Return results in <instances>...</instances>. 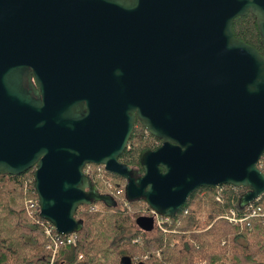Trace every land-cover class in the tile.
<instances>
[{
  "label": "water",
  "instance_id": "1",
  "mask_svg": "<svg viewBox=\"0 0 264 264\" xmlns=\"http://www.w3.org/2000/svg\"><path fill=\"white\" fill-rule=\"evenodd\" d=\"M249 14L264 48V0H0V175L34 168L40 216L64 236L80 206L114 205L92 164L165 218L205 187L260 199L264 57L233 32ZM137 120L162 142L139 174L119 160Z\"/></svg>",
  "mask_w": 264,
  "mask_h": 264
},
{
  "label": "trees",
  "instance_id": "2",
  "mask_svg": "<svg viewBox=\"0 0 264 264\" xmlns=\"http://www.w3.org/2000/svg\"><path fill=\"white\" fill-rule=\"evenodd\" d=\"M233 32L264 57L254 15L238 17ZM161 143L137 120L119 160L143 173L141 155ZM258 168L264 173V155ZM34 172L33 168L19 176L0 175V264H264V218L250 214L251 205L264 209V196L242 208L241 198L248 188H201L166 224L169 233L149 235L136 220L152 216L151 208L143 200L128 201L126 181L95 164L87 165L85 172L101 194L112 197L114 205L80 206L76 217L83 229L76 243L69 245L62 237L53 258L48 248L53 241L46 234L51 225L40 216ZM94 206L99 210H93ZM232 209L244 219L242 224L232 225L225 219Z\"/></svg>",
  "mask_w": 264,
  "mask_h": 264
},
{
  "label": "built area",
  "instance_id": "3",
  "mask_svg": "<svg viewBox=\"0 0 264 264\" xmlns=\"http://www.w3.org/2000/svg\"><path fill=\"white\" fill-rule=\"evenodd\" d=\"M220 192H221V189L218 190V194H220ZM218 200H221L220 195H218ZM37 205H39V203H37ZM26 207H27V210L30 211V207L28 204H26ZM93 210H98V207L94 206ZM187 213H188V211L186 210L185 214H187ZM250 214L252 217H263L264 218V209H262L261 207H256L254 205H251L250 206ZM150 217L154 218L156 228H160L162 230L166 227V224L172 222L171 221L172 218L161 217L155 213H153V215ZM225 219L227 221H229L230 224H232V225H240L244 221V219L242 217H240L239 214L233 209L230 210V213L225 216ZM50 225L51 226H48L46 228V234L49 237H51V239L53 241V245L50 244V246L48 248L53 252V258H54L56 253H57L58 246H59L60 242L62 241L61 238L63 237L64 242L71 245V244L76 243L78 234L75 233V234L68 235V236L60 235L51 223H50Z\"/></svg>",
  "mask_w": 264,
  "mask_h": 264
},
{
  "label": "rangeland",
  "instance_id": "4",
  "mask_svg": "<svg viewBox=\"0 0 264 264\" xmlns=\"http://www.w3.org/2000/svg\"><path fill=\"white\" fill-rule=\"evenodd\" d=\"M101 166V165H100ZM86 168V167H85ZM86 171H87V169H86ZM98 210H99V207H98ZM102 210V209H101ZM102 212V211H101ZM102 214V213H101ZM178 217V216H177ZM178 219V218H177ZM178 222H179V219L177 220ZM156 231H161V232H163V233H169L170 232V230L168 229V227H165L163 230L162 229H160V228H156V226H155V228H154V230L152 231V232H150V233H148L149 235H153V234H155L156 233ZM175 232V231H174ZM178 239H176L175 241H174V243L175 244H177L178 243Z\"/></svg>",
  "mask_w": 264,
  "mask_h": 264
},
{
  "label": "flooded vegetation",
  "instance_id": "5",
  "mask_svg": "<svg viewBox=\"0 0 264 264\" xmlns=\"http://www.w3.org/2000/svg\"><path fill=\"white\" fill-rule=\"evenodd\" d=\"M137 172H138V174H139V173H142L141 170H137ZM137 176H138V175H137ZM221 187H222V186H221ZM95 204H96V203H95Z\"/></svg>",
  "mask_w": 264,
  "mask_h": 264
}]
</instances>
